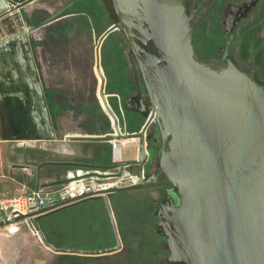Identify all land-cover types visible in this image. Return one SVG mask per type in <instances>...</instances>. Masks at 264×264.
<instances>
[{"label": "water", "instance_id": "water-1", "mask_svg": "<svg viewBox=\"0 0 264 264\" xmlns=\"http://www.w3.org/2000/svg\"><path fill=\"white\" fill-rule=\"evenodd\" d=\"M100 1L111 28L98 44L114 33L132 81L126 38L147 95L140 100V109L123 110L138 113L147 121L139 133L120 131L104 93L105 79L98 62L99 96L114 128L113 134L99 139L138 140L139 153L135 162L107 168L118 170L117 174L97 177H120L126 168L138 166L139 183L88 193L21 216L13 223L30 220L40 242L55 254L113 255L123 250V244L110 195L158 187L159 202L165 187H171L156 212L157 234L168 264H264V86L252 74L239 70L229 56L226 67L218 70L195 58L192 40L197 25L191 27L190 0ZM255 3L232 11L226 23L229 35L239 17L245 18ZM4 12L10 13V8L5 6ZM202 47L208 54L218 53L221 40L212 35ZM232 54L241 68L250 69L235 44ZM132 103L136 104L135 98L126 101L127 106ZM150 125L157 128L162 147L156 172L145 175L152 155L146 140ZM54 165L70 166L40 164L37 181L43 167ZM56 179L47 186L63 183L58 175ZM88 200L102 203L114 236L113 246L69 249L45 240L37 225L39 218Z\"/></svg>", "mask_w": 264, "mask_h": 264}, {"label": "rangeland", "instance_id": "rangeland-1", "mask_svg": "<svg viewBox=\"0 0 264 264\" xmlns=\"http://www.w3.org/2000/svg\"><path fill=\"white\" fill-rule=\"evenodd\" d=\"M5 5L10 10L14 9L8 3ZM5 22L4 25L0 23V40L7 32L24 31L26 27L30 29L39 28L32 35L35 55L38 65L44 69L45 77L51 76V79H46V82L50 80L52 83V85L46 84L48 89L49 87L52 89H49L50 93L59 92L62 95L58 106L51 101V114L52 116L57 115L58 126L61 130L59 137H62L63 84H53L56 80L54 77L58 74L56 68H63V54L62 56L60 53L58 54V48L61 47L63 50V45H89L95 51L97 43L94 41V35L98 34V39H100L111 28L103 5L100 0H39L15 11L13 16H10ZM235 45L238 53L250 68L259 66L261 52L259 55L258 52L260 47L264 45V20L256 27L253 19H249L244 24L242 35L236 39ZM95 55L105 79L104 93L107 94L106 74L109 80L108 91L123 93L124 97L127 98L130 95L131 86L128 84L129 72L113 32L103 39L99 51L95 52ZM102 68L105 70V74ZM61 78L63 79V77ZM74 103L77 106H84L80 110L77 109V114H84L85 116L79 117L82 119H76V121L69 118L70 122L65 121V123H77L85 128L89 127L90 123L95 124L96 122L100 126L105 125L104 119L101 117V110L103 109L100 110L96 100L76 101ZM108 103L111 111L118 119L120 131L135 134L133 132L142 130L143 127L140 130L139 127L140 125L144 126L145 121L143 119L140 123L133 121V119L127 122L115 101L111 100ZM91 110H94V113L98 111L97 120L91 115L87 116L88 113L91 114ZM103 112L107 114L104 110ZM134 142L129 143L128 147L123 150L124 158L131 156V150L135 148L134 146H138V140ZM16 146L15 143L2 144L0 142V176L4 175L6 178L17 179L19 173L14 172L12 166L16 163L23 165V159L22 149ZM95 149L97 154L94 157L76 158L70 161L81 166L86 165L95 168H104L112 164L111 146L104 145ZM33 170L36 171V166L33 167ZM127 172L138 174L139 168L138 166H131ZM109 203L123 244L121 252L101 257H83V259L72 256L65 257L45 248L35 234L33 226L20 222L9 229L0 230V264H168L157 234L155 213L158 204V187L111 194ZM90 209L88 206L80 205L75 207L74 211H65L64 215L68 221L65 227L66 231L55 242L57 245L61 248L87 250L107 248L113 244L114 236L107 215L104 213L105 210L103 209L104 212L99 214H87V210ZM99 215L100 219H98ZM52 224L58 226L57 231L61 235L63 233V212ZM70 224L73 226L71 233L68 231ZM77 228H79L78 231ZM76 231L77 234H73Z\"/></svg>", "mask_w": 264, "mask_h": 264}, {"label": "flooded vegetation", "instance_id": "flooded-vegetation-1", "mask_svg": "<svg viewBox=\"0 0 264 264\" xmlns=\"http://www.w3.org/2000/svg\"><path fill=\"white\" fill-rule=\"evenodd\" d=\"M28 0H0V23L6 24V20L13 16L15 6L26 3ZM39 1V0H36ZM35 2V1H34ZM256 2L245 18H240L234 25L233 33H227V21L233 10L243 8L245 5ZM5 3L14 8L10 13L4 12ZM33 3V2H32ZM189 17L191 27L196 26L192 47L195 58L218 70L226 67L227 56L242 72L252 74L255 81L264 86V45L260 47L261 60L259 66L250 69L241 68L235 61L232 51L236 39L242 35L244 24L253 19L254 25L259 26L264 20V0H190ZM39 28H25L20 32H7L0 40V135L8 143H18L22 138L28 141L39 130L47 127V116L43 111V101L49 117V124L54 126L51 114V93L46 86L44 69L40 68L35 55L33 34ZM215 35L221 40V48L218 53L208 54L202 50V45L210 36ZM129 60L132 66V84L130 95L124 101V108L140 109V100L146 99V93L139 79L138 71L130 54ZM39 91L42 95L40 98ZM135 98L136 104L126 105V101ZM101 100V98H100ZM102 109L105 111L102 101ZM106 112V111H105ZM107 113V112H106ZM127 122L131 119L138 122L146 119L140 114L123 110ZM109 116V115H108ZM144 123V124H145ZM22 140V141H24ZM148 149L151 151V162L145 169L146 175L153 174L157 170V158L162 147L161 138L157 128L150 125L146 132ZM134 142V141H132ZM165 194L158 205L164 200L171 187H165ZM157 212V210H156ZM156 214V213H155ZM157 217V216H156ZM158 218V217H157ZM159 220V218H158ZM114 245V244H113Z\"/></svg>", "mask_w": 264, "mask_h": 264}, {"label": "crops", "instance_id": "crops-1", "mask_svg": "<svg viewBox=\"0 0 264 264\" xmlns=\"http://www.w3.org/2000/svg\"><path fill=\"white\" fill-rule=\"evenodd\" d=\"M94 35V34H93ZM102 36V35H101ZM94 41L97 43L95 51L92 50L89 45L81 46H69L63 45V50L61 47L58 48V54L60 56L63 54V68L57 67L58 74L54 77L53 84L62 85L63 84V136L59 137L60 129L57 122V115L52 116L54 121V126L49 124L48 111L41 101L43 106V111L47 116V127L44 130H39L35 135H33L28 141L17 138L16 140H21L15 143L19 149H22V161L23 165L16 163L12 166L14 172H17V179L6 178L4 175L0 176V200L17 197L20 195H28L39 188H58L61 187L72 178H99L97 176H107L109 174L118 172V170H108L107 168L113 167L116 164L111 159V165L104 168H95L92 166L78 165L72 163L71 159L76 158H86L94 157L97 154L96 147H102L104 145L110 147V141H103L99 138H103L107 135L114 133L113 122L108 114L103 112L101 107V100L99 96L101 79L97 73L98 60L95 52H98V34L94 35ZM95 58V62H94ZM63 70V73H62ZM103 73L105 70L102 68ZM63 77V79L61 78ZM106 99L107 102L115 101L118 109L123 114L125 97L123 93H116L113 91H108L109 80L106 76ZM51 79V76H48ZM46 78V79H48ZM128 84H132L130 75L128 74ZM52 85L50 80L46 84ZM131 87V86H130ZM49 89H51L49 87ZM54 89V88H53ZM52 90V89H51ZM57 91V89H54ZM61 91V89H59ZM40 98L42 100L41 92L39 91ZM62 95L57 92L56 94L51 93V101L60 103ZM98 102V106L102 111V116L104 119L103 126H100L97 122L95 124H89V127L85 128L83 125H78L77 123L69 124L65 121L70 122L69 118H73L76 121L85 116L84 114H77V109L84 108L83 105L77 106L76 101H94ZM109 104V103H108ZM58 106V105H57ZM93 111V112H92ZM52 113V111H51ZM104 113V114H103ZM93 116L96 118L99 116L98 111L94 113L91 110V114L87 116ZM78 117V118H76ZM144 121V120H143ZM138 121L137 123H140ZM143 127L140 125V128ZM122 132V131H121ZM139 132V131H136ZM133 132V133H136ZM123 133V132H122ZM51 135L54 137L52 138ZM24 140V141H22ZM2 144L8 143L1 137ZM129 143H135L128 141L126 143L125 149L128 147ZM132 149V155L124 158V163H132L138 160L139 145L134 146ZM43 163H53V164H69L66 165H54L45 166L41 169L39 174V182L37 181V167ZM18 166L29 167L27 168H16ZM36 166V171L33 167ZM62 169V170H61ZM128 168L125 169L127 172ZM124 171V172H125ZM64 172V174H63ZM69 172V173H68ZM60 179V183L54 186H47L48 184L55 183L57 181L56 176ZM103 206V205H102ZM104 209V208H103ZM103 211V210H102ZM104 212V211H103ZM105 213V212H104ZM98 219H100L98 217ZM24 223V222H21ZM17 225V224H15ZM79 228H77L78 231ZM73 232V234H77ZM70 232V231H69ZM71 233V232H70ZM114 244V242H113ZM113 244L111 246H113ZM110 246V247H111ZM106 248V247H104ZM103 249V248H101ZM65 257H77L83 259L82 256L75 255H63ZM68 259V258H64Z\"/></svg>", "mask_w": 264, "mask_h": 264}, {"label": "built area", "instance_id": "built-area-1", "mask_svg": "<svg viewBox=\"0 0 264 264\" xmlns=\"http://www.w3.org/2000/svg\"><path fill=\"white\" fill-rule=\"evenodd\" d=\"M128 141H110L113 152V162L116 165L124 164L123 150ZM118 172L112 173L117 174ZM139 183V173L124 172L122 176L106 178H73L62 188H39L28 195L0 200V227L9 229L14 226V220L29 215L42 208L65 203L82 197L85 194H99L112 189L135 186ZM28 225L29 221H24Z\"/></svg>", "mask_w": 264, "mask_h": 264}, {"label": "trees", "instance_id": "trees-1", "mask_svg": "<svg viewBox=\"0 0 264 264\" xmlns=\"http://www.w3.org/2000/svg\"><path fill=\"white\" fill-rule=\"evenodd\" d=\"M85 203H88V204L86 205ZM80 205L88 206V208H91L90 210H87V214H91V213H93V214L98 213L99 214L103 210V206H102L101 202L88 200V201L81 202V203L76 204V205H72V206L63 208L61 210H58L56 212H53L51 214H48L46 216L39 218L37 220V225L39 227V231L43 234V236L45 237V240L47 242H49V243H51L57 247H60L55 242L57 241V239L59 240L61 238V236L65 234V231H66L65 227H66V223L68 221L66 220L64 213H65V211H68V210L74 211L75 207H77V206L79 207ZM62 212H63V233L61 235H59V231H57L58 226H53L52 223H54V221L57 220V217L59 215H61ZM98 217L100 218V215ZM69 227H70V230H68V231L73 230L72 224H70Z\"/></svg>", "mask_w": 264, "mask_h": 264}, {"label": "bare ground", "instance_id": "bare-ground-1", "mask_svg": "<svg viewBox=\"0 0 264 264\" xmlns=\"http://www.w3.org/2000/svg\"><path fill=\"white\" fill-rule=\"evenodd\" d=\"M62 170V169H61ZM69 173V172H68ZM63 174H64V172H63ZM73 179V178H72Z\"/></svg>", "mask_w": 264, "mask_h": 264}]
</instances>
